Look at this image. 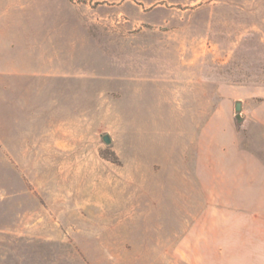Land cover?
<instances>
[{"label":"rangeland","instance_id":"rangeland-1","mask_svg":"<svg viewBox=\"0 0 264 264\" xmlns=\"http://www.w3.org/2000/svg\"><path fill=\"white\" fill-rule=\"evenodd\" d=\"M263 153L264 0H0V264H264Z\"/></svg>","mask_w":264,"mask_h":264},{"label":"crops","instance_id":"crops-1","mask_svg":"<svg viewBox=\"0 0 264 264\" xmlns=\"http://www.w3.org/2000/svg\"><path fill=\"white\" fill-rule=\"evenodd\" d=\"M246 159V157H245ZM248 164L250 165L251 169L253 170L252 173L256 175H264V153L261 155H254V154H249V157L247 158ZM252 189V188H251ZM257 192V193H256ZM264 192V190H263ZM263 198H264V193H263ZM252 199H257L259 200L258 197V188L254 189V194L251 197ZM259 205H262L260 203Z\"/></svg>","mask_w":264,"mask_h":264},{"label":"water","instance_id":"water-1","mask_svg":"<svg viewBox=\"0 0 264 264\" xmlns=\"http://www.w3.org/2000/svg\"><path fill=\"white\" fill-rule=\"evenodd\" d=\"M236 108H237V110L240 109V104H239V103H237ZM103 140H104V142L107 143V144L110 142V139H109L108 136H104V137H103Z\"/></svg>","mask_w":264,"mask_h":264}]
</instances>
